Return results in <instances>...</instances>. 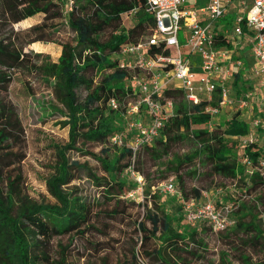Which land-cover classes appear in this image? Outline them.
Masks as SVG:
<instances>
[{"label": "trees", "instance_id": "obj_1", "mask_svg": "<svg viewBox=\"0 0 264 264\" xmlns=\"http://www.w3.org/2000/svg\"><path fill=\"white\" fill-rule=\"evenodd\" d=\"M65 4V0H0V264H69L68 247H60L58 254L52 251L55 238L74 235L85 238L91 229L98 230L94 226L97 217L120 215L118 209L111 212L95 210L93 203L77 194L72 183L87 177L113 200L124 192L123 172L133 167L139 173L136 164L144 156L156 166L163 165L164 170L174 168L180 182H183L182 168L195 167L199 159L200 164L208 166L214 175L228 178L231 183L237 180L239 190V184L243 183L244 194L264 190V166L262 171L257 169L260 168L259 160L264 159V149L255 143H240L238 137L249 134L248 123L240 119V114L235 113L229 120L218 117L214 131L206 128L219 115L213 117L206 112V107L219 105L218 92L212 101L192 105L184 100L182 91L166 90L165 96L174 100L175 112L165 123L156 143L136 153L126 144L132 134H128L121 146L113 143L111 138L124 130V105L136 98L128 85L129 73L119 68L117 57L123 44L138 42L148 34L153 17L145 0H74L72 9L68 7L63 15ZM132 11H135L134 25L121 27L122 16ZM37 14L44 15L41 24L26 31L14 29L15 24ZM56 18H65L74 32L72 40L61 43L58 60L54 62L43 54L32 55L25 51L27 45L50 41L42 32L48 21ZM31 33H37L36 37L26 40L24 37ZM24 67H33L52 86L68 118L64 124L69 125V140L65 145H55L53 172L46 179L47 190L55 203L33 199L25 190L21 173L15 168L22 158L11 150V141L22 125L13 105L5 102L2 94L12 83L14 71ZM243 82L241 71L236 72L232 87L238 89ZM79 88L85 91L83 99L77 94ZM112 98L118 100V109L109 105ZM186 140L192 141L195 149L176 153L174 146ZM89 143L102 147L99 152L90 151L86 149ZM234 149L238 150L240 159L232 157ZM72 151L94 158L108 176L99 177L87 162L74 159L70 155ZM245 155L251 162L252 173L241 163ZM181 192L187 199H198L202 195L197 188L192 189L193 194L189 197L185 189ZM225 196L224 193L222 199ZM116 200L117 203L121 201ZM260 200L264 206V197ZM219 202L216 200L217 205ZM241 207V211L235 209L238 215H235L234 231L242 230L246 241L260 244L264 241L262 219L243 212L244 206ZM176 212L150 213L151 230L146 221L137 224L143 233L144 244L149 239L159 241L158 249L151 254L158 257L159 264L184 262V258L172 252L181 250L180 244L188 251L190 243H198L199 230L186 223L183 207L180 205ZM248 215L251 220L246 222ZM182 220L186 225L181 224ZM133 264L148 263L140 262L133 254Z\"/></svg>", "mask_w": 264, "mask_h": 264}, {"label": "rangeland", "instance_id": "obj_2", "mask_svg": "<svg viewBox=\"0 0 264 264\" xmlns=\"http://www.w3.org/2000/svg\"><path fill=\"white\" fill-rule=\"evenodd\" d=\"M62 9L63 15H65L68 4L66 3ZM231 19L230 15L221 23H229ZM43 21L44 15L37 14L15 24L14 29L26 31L31 26L41 24ZM134 23L133 12L122 16L121 27H132ZM42 33L50 41L32 43L25 47V51L32 55L43 54L56 62L61 54V43L72 40L74 32L66 24L65 18H56L48 21ZM149 34L148 32L147 35ZM36 35L37 33H31L24 38L26 40L34 39ZM32 58L37 60L34 56ZM33 69V67H24L14 71L13 81L2 97L5 102L13 105L22 125L21 131L17 132L15 139L11 141V150L17 153L18 158H22L20 163L15 164V168L22 175L25 190L39 202L55 203V199L47 190L46 179L53 172L56 158L55 145H65L69 140V125L64 124L68 118L64 114L62 104L53 93L52 86ZM243 73L247 78L255 79L253 67L251 69L248 66ZM247 84L249 82L245 78L238 89H233L232 96L235 104L220 112L214 119L215 122L213 121L211 129L214 131V124L218 122V117L229 120L235 113H238L241 116L240 119L248 123L249 133L254 134L253 141L264 146V108L256 110V115H253L252 113L255 111L250 107L254 100L250 102L249 108H240L238 105L243 92L249 89ZM77 94L80 99H83L85 97L84 89H77ZM256 117L262 119L258 128L253 127ZM206 128L210 129L209 124ZM101 147V145L89 143L86 149L99 152ZM174 148L176 153L184 154L193 151L195 145L192 141L186 140L182 143L178 142ZM233 151L232 157L240 159L238 150ZM70 155L82 163L87 162L99 177L108 176L99 162L91 156L77 151H72ZM159 166L161 171L158 169ZM137 169L144 179L142 188H139L133 175L125 170L121 175V178L126 182L124 192L120 196L112 198L113 200L106 197L103 194V189L87 177L73 182L72 185L77 190V194L93 203L95 210L111 212L113 209H118L120 215L114 218L102 215L97 217L94 226L98 230L91 229L86 233L85 238H81L79 235L55 238L52 241V251L58 254L60 247H68L67 253L71 256L69 264H133V254H136L142 263L159 264L158 257L151 255L155 249H158L159 241L149 239L144 244L141 239L143 233L138 230L137 224L146 221L148 229L151 230L152 224L148 220L150 213L161 215L162 210H165L167 213L177 214L176 210L180 205L183 207V201L189 202L192 199L184 197L182 189L187 191L188 197L193 194L192 189L197 188L201 192L206 191L211 199L235 202L237 211L238 209L241 211V206H244L243 212H250L262 219L264 226V206L260 200L261 197H264V190L246 192L247 197L242 199L245 190L243 183L239 184V193H235L228 178L214 175L208 166L200 164L199 159H197L195 167L185 166L182 168L183 182L179 181L174 168L164 170L163 165L156 166L146 156L136 164ZM194 170L195 172H193ZM170 178H174L177 194H167L162 190V184ZM219 189L223 191L219 192ZM224 193L227 196L222 199ZM116 199H121V201L117 203ZM237 211L235 215H238ZM250 220L251 215H248L245 221ZM181 224L186 225L184 220L181 221ZM196 228L199 230L198 243H190L188 251L184 244H180L181 250H177L176 254L172 252L173 255L184 258L185 261L181 262L182 264L264 263V241H261L260 244H250L246 241L244 232L242 230L235 232V228L218 233L210 230L205 224Z\"/></svg>", "mask_w": 264, "mask_h": 264}, {"label": "built area", "instance_id": "obj_3", "mask_svg": "<svg viewBox=\"0 0 264 264\" xmlns=\"http://www.w3.org/2000/svg\"><path fill=\"white\" fill-rule=\"evenodd\" d=\"M65 1L71 10L74 0ZM145 4L153 17L150 34L138 42L123 44L117 57L119 68L129 73L128 85L137 99L124 105V130L111 138L121 146L128 134H132L126 144L134 153L153 146L174 114L175 103L173 98L165 96L166 90L182 91L184 100L192 105L210 102L218 92L219 105L206 107V112L214 117L235 104L232 83L235 73L246 67L247 55L254 58L257 82L252 90L243 92L239 107H249L264 87V0H145ZM230 15L229 23H221ZM109 105L113 109L120 106L116 98ZM261 107L264 108V101ZM261 123L262 119L256 117L253 127L258 128ZM212 124L211 121L209 131ZM253 135L250 132L238 140L242 145L255 143ZM259 161L257 169L262 171L264 159ZM241 163L252 173L246 155ZM126 171L142 188L143 176L133 167ZM237 185V180L231 183L235 193L239 191ZM162 186L167 194L178 192L174 178ZM246 197L244 194L242 199ZM236 208L235 202L220 201L217 205L206 191H202L200 199L183 201L188 225L205 224L217 233L236 226Z\"/></svg>", "mask_w": 264, "mask_h": 264}, {"label": "crops", "instance_id": "obj_4", "mask_svg": "<svg viewBox=\"0 0 264 264\" xmlns=\"http://www.w3.org/2000/svg\"><path fill=\"white\" fill-rule=\"evenodd\" d=\"M245 60H246V67L243 69V70H240L241 71V73H242V76H243V78H244V80H245V78H246V81L247 82H249V84H248V87L252 90V88L254 87V85L256 84V78L253 80V79H251L250 77H246L245 75H244V73H243V71L246 69V68H248V66L249 67H251V69H252V67H253V65H254V58L251 56V55H247L246 57H245ZM253 105L250 107L252 110H254L255 111V113H252L253 115H256V110H260V109H262V107H261V105H262V102L264 101V92H263V89L260 91H258V94L253 98ZM249 108V107H248ZM258 113V112H257Z\"/></svg>", "mask_w": 264, "mask_h": 264}]
</instances>
